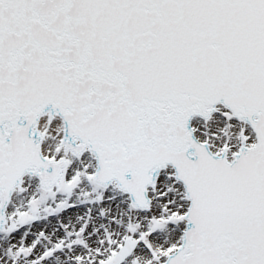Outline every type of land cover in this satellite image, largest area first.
Returning a JSON list of instances; mask_svg holds the SVG:
<instances>
[{"label": "snow or ice", "instance_id": "snow-or-ice-1", "mask_svg": "<svg viewBox=\"0 0 264 264\" xmlns=\"http://www.w3.org/2000/svg\"><path fill=\"white\" fill-rule=\"evenodd\" d=\"M0 264H264V0H0Z\"/></svg>", "mask_w": 264, "mask_h": 264}]
</instances>
